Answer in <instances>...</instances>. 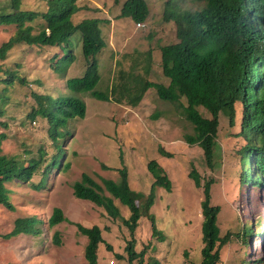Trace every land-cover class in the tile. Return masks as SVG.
Here are the masks:
<instances>
[{"label": "rangeland", "instance_id": "obj_1", "mask_svg": "<svg viewBox=\"0 0 264 264\" xmlns=\"http://www.w3.org/2000/svg\"><path fill=\"white\" fill-rule=\"evenodd\" d=\"M123 1H77L83 8L74 15L76 22L84 18L101 19L99 25L106 46L97 57L100 74L104 76L108 70L112 80L114 66L119 65V55L127 52L133 54L134 63H138L142 68V59L144 57L146 59L147 53L151 52L155 56L151 74L156 75L157 79H163L162 63L159 59L160 47L176 40V23L173 20L165 21L163 16L167 2L174 3L175 0H149L151 16L148 22L144 23L145 26L132 22L130 17H117L121 12ZM23 3L25 8L41 12L45 10V0H23ZM5 5H8L7 0H0V7ZM181 6L195 8L197 3L193 0H184ZM5 10L9 9L4 7ZM44 23L39 18L33 22V25L38 30ZM17 28L15 25L0 24V44L8 40ZM71 42L72 44L65 48L66 58L69 60L71 54L74 58L64 73L55 69L57 61L64 57L65 52L57 45L37 46L24 43L15 46L4 62L0 61V93L5 94L8 99L0 113V132L8 133V138L2 144L3 152L23 156L29 164L25 173L30 171L34 159H41L43 151L45 160L42 166H45L49 161V155L54 152L47 121L42 117L34 120L29 116L31 109L36 106L34 93H49L55 97L61 93L68 94L71 90L67 87V80L85 74L87 63L82 57L81 36H73ZM4 68H9L10 71L24 78L26 84H21L19 78H14L12 84H7L4 80L6 74ZM100 85L101 81L98 86ZM146 98L148 103L143 110H134L135 117H132V119L137 118L135 127L139 128V138L146 140L151 152L157 151L159 145L163 143L168 150L177 155L165 164L168 176L172 180V191L158 186L156 202L151 207L157 226L168 232V240L160 242L157 236H153L152 223L144 216L135 231L136 247L147 249L145 264L154 259H157L159 264L195 262L197 248L202 245L201 201L205 198L206 181L213 178L211 201L213 205L221 208L218 222L221 235L225 236L227 233L232 235L231 240L222 247L221 260L218 264H264V258L261 262L257 260L264 256V250L261 249L255 254L249 253L248 250L250 242L254 241L255 244L262 235L258 230L264 229V206L262 201L258 203L259 196H255L254 192L252 196L254 211L251 207L252 203L249 199L245 200V197L249 198L248 194L253 190L263 191L264 188L260 186L256 188L252 185V190H249L251 187L246 186L242 181L244 165L242 152L239 149L246 143L240 134L242 104L238 102L236 105L239 116L235 126L222 119L219 126L221 149L217 151L213 161L214 166L211 167L205 160L202 148L197 144L189 145L185 141V134L194 131V125L186 116L187 100L181 98L179 102H172L159 98L154 88L148 91ZM86 102L88 109L85 118H73L68 121L66 127L68 135L60 139V144H63L65 149L59 159L61 164L52 168L46 179V185L41 186L39 191L33 188L31 183H37L42 179L39 175H35L31 182L19 180L8 182L7 186L11 189L10 199L15 205V210L0 204V264H88L84 256L87 238L79 233L78 223L100 225L106 241L113 244L115 251L126 255V258L120 260L118 264H129L126 262L125 243L126 239H131L132 236L123 223V218H128L131 214L128 206L116 199L115 202L121 213L118 218H113L103 207L92 201L77 198L73 193L72 183L81 177L83 171L91 172L98 179L100 176L119 178L117 168L125 165L120 162V152L114 150H119L114 142L115 128L120 120L124 124V120L121 119L123 115L112 106L111 101L90 97ZM199 109L205 116H210L203 107L200 106ZM123 112L125 113L126 109ZM153 113H157L159 117L156 119L144 117ZM1 122L8 125L4 127ZM103 135L110 137L114 149L106 145ZM147 135H152L150 143L147 142ZM227 138L231 140L227 141ZM119 141H122L129 156L127 164L130 168L132 167L130 163H139L146 156H150L149 151L141 153L139 151L141 147H138L136 156V151L130 149L133 145L128 144L131 140ZM155 145L156 148H153ZM68 161H71V166L66 170L65 165ZM105 164L113 169L103 167ZM139 168L140 175L137 169L133 170L131 185L147 195L154 178L147 166L144 168L145 171L142 167ZM193 169L199 174L200 187H196L190 177ZM245 201H248L247 206L244 205ZM259 205L262 210L256 212ZM55 206L63 207L68 219L50 228L48 218ZM248 211L249 216H245ZM32 214H39L43 219L40 225L42 233L39 236L33 234H20L11 238L3 236L13 229L17 217ZM242 221L247 228L251 227L246 241H243L241 236L244 230ZM56 230L60 231L62 240L60 244L53 241ZM259 246L260 241L256 244L257 249ZM101 251L100 263L111 264L115 256L113 251L108 250L106 246ZM243 259L245 262H242ZM137 263L135 260V264Z\"/></svg>", "mask_w": 264, "mask_h": 264}, {"label": "trees", "instance_id": "obj_2", "mask_svg": "<svg viewBox=\"0 0 264 264\" xmlns=\"http://www.w3.org/2000/svg\"><path fill=\"white\" fill-rule=\"evenodd\" d=\"M77 1L45 0V10L42 12L25 8L23 0H7L8 5L4 7L9 10L4 11V7H0V24L18 27L8 40L0 44V61L4 62L15 46L24 43L37 46L57 45L65 52L64 57L57 61L55 69L64 73L74 58L72 54L69 55V60L66 58L65 48L72 44L70 40L73 36H81L82 57L87 63L83 76H74L67 80V87L71 90L68 94L61 93L55 97L49 93H34L36 106L31 109L29 116L34 120L42 117L47 121L54 149L51 155L48 152L50 158L45 166H42L45 160L43 151L41 159H34L30 171L25 173L29 164L23 156L3 152L2 144L8 138V133L0 132V204L15 210V205L10 199L11 189L7 186L12 180L31 182L35 175H39L42 179L37 183H31L33 188L39 191L41 186L46 185L52 168L61 164L59 159L65 149L63 144H60V139L68 135L66 129L68 121L76 117L85 118L88 109L86 100L95 97L111 101L112 106L121 112L123 115L121 119L124 120V124L121 120L118 121L115 128L114 142L119 150L111 145L110 137L103 136L107 146H112L114 150L120 152V162L125 165L117 168L119 178L100 176L98 179L91 172L83 171L81 177L72 183L73 193L77 198L92 201L103 207L113 218H118L121 213L116 199L128 206L131 214L128 218H123V223L132 238L126 239V262L135 264L137 260V264H145L147 249L136 247L135 231L144 216L152 223L153 236H157L160 242L168 240V232L157 226L151 207L156 202L158 186L172 191V180L168 176L165 164L173 160L177 153L168 150L163 143L159 145L157 151L151 152L146 140L139 138V128L135 127L137 118L132 119L135 117L134 110H143L148 103L146 96L151 88H154L159 98L165 100L179 102L181 98H185L188 102L185 111L194 125V131L185 134V141L189 145H199L204 151L206 162L213 167L216 153L221 149L219 142L221 114L228 117L231 126H235L239 116L236 103L241 102L243 113L240 116L242 121L240 134L246 143L239 150L243 156L246 152L256 153L264 170V0H193L197 3L195 8L181 6L184 0H175L174 3L168 1L163 19L176 23V40L160 47L159 59L162 63L163 79H157L156 75L151 74L155 61V56L151 52L147 53L146 59L145 57L142 59V68L138 63H134L133 54L127 52L119 55L120 66L118 64L114 66L112 80L108 70L104 76L100 74L97 60L106 46L99 25L101 19L84 18L76 22L74 15L83 8ZM150 8L149 0H124L117 17H130L132 22L142 26L151 16ZM39 18L45 23L37 30L33 22ZM128 57L132 59H127ZM3 70L6 73L4 80L7 84H12L14 78H19L21 84H26L24 78L9 68ZM100 81L101 85L98 86ZM7 102L5 94L0 93V113ZM199 106L207 109L210 116H204ZM144 117L156 119L159 115L153 113ZM1 124L4 127L8 125L5 122ZM150 137L152 135H147L148 143L152 141ZM123 139L131 140L128 144L133 145L130 149L136 151V156L138 147H141L139 148L141 153L151 152L150 156H146L139 163H130L132 166L130 168L127 164L129 156L122 141H119ZM226 140L229 141L231 138ZM145 148L148 150H144ZM153 148H156V145ZM65 166L68 170L71 161ZM145 166L154 178L147 195L131 185L133 170L137 169L139 173V167L145 171ZM103 167L113 169L106 164ZM190 177L195 186L200 187L196 169L190 172ZM213 179L207 180L205 184L206 194L202 201L205 216L202 223V245L198 246V254L192 264H218L221 260L222 246L229 241V235L220 237L218 225L220 207L212 205L211 201L210 185ZM67 219L63 207L55 206L48 218V225L52 228ZM42 222L39 214L17 217L13 229L3 236L5 238L20 234L39 236L42 233L40 228ZM77 226L79 233L87 238L84 256L88 264H102L99 259L101 249L103 250L105 246L115 255L111 264H118L120 260L126 258V255L114 250L112 243L106 241L100 225L78 223ZM188 236L191 238L190 234ZM53 241L57 244L62 242L59 230L55 231ZM185 254H188L187 251ZM148 264H159V261L150 260Z\"/></svg>", "mask_w": 264, "mask_h": 264}, {"label": "clouds", "instance_id": "obj_3", "mask_svg": "<svg viewBox=\"0 0 264 264\" xmlns=\"http://www.w3.org/2000/svg\"><path fill=\"white\" fill-rule=\"evenodd\" d=\"M260 79V78H259ZM263 81V79H261V82ZM260 82V83H261ZM259 83V84H260ZM188 103V102H187ZM238 103V102H237ZM237 103H236V105H237ZM241 103V102H240ZM200 107V106H199ZM198 107V108H199ZM201 107H203V106H201ZM204 108V107H203ZM236 108H237V106H236ZM205 109V108H204ZM200 110V109H199ZM201 111V110H200ZM205 111H207V109H205ZM242 111H243V109H242ZM202 112V111H201ZM243 113V112H242ZM203 114V113H202ZM210 114V113H209ZM204 115V114H203ZM186 116H187V114H186ZM205 116V115H204ZM208 117V116H207ZM76 118H79V117H76ZM187 118H188V116H187ZM220 119L222 120V119H226L227 121H228V123H229V119H228V117L227 116H225L223 113L221 114V117H220ZM188 120L192 123V121L190 120V118H188ZM236 123H237V121H236ZM68 131V130H67ZM241 131H242V121H241ZM240 131V132H241ZM242 158H243V167H244V170H243V173H242V181L243 182H245L246 183V186H250L251 188L249 189V190H252V185H255V187L256 188H258L259 186L261 187V188H264V170L261 168V166H260V161H259V156L256 154V153H249V152H246L245 153V156H243V154H242ZM206 184V183H205ZM211 186V185H210ZM254 192H255V196H259L258 198H257V201H258V203L259 202H261L262 201V205L264 206V190L263 191H261V190H259V189H256V190H253L251 193H249L248 195H249V198H247V197H245V200H250V203H252V201H253V198H252V196L254 195ZM244 199V198H243ZM203 201V200H202ZM202 201H201V210H202V216L203 217H201V220H202V223H203V221H204V219H205V216H204V211H203V207H202ZM213 205V204H212ZM244 205L245 206H247L248 205V201H245L244 202ZM215 206H217V205H215ZM251 207L254 209V205H253V203L251 204ZM220 210H221V208H220ZM258 210H262V207L259 205V207H258V209L256 210V212L258 211ZM254 211H255V209H254ZM220 213V212H219ZM245 216H249V211L247 212V213H245ZM218 222H219V216H218ZM242 223V225H243V228H244V230H243V232H242V234H241V236L243 237V241H246L247 240V234L249 233V232H251V227H246V224L245 223H243V221L241 222ZM219 225V224H218ZM248 226V225H247ZM201 227H202V225H201ZM220 227V226H219ZM256 230H258L257 229V226H256ZM258 232L259 233H261L262 235H261V237L259 238V240L254 244V241H252V242H250V245H249V253L251 252V253H253V254H255L256 252H258L259 250H264V229L263 230H258ZM225 235H229V241L231 240V234L230 233H227V234H225ZM220 237H224V236H222L221 235V228H220ZM229 241H227L225 244H227ZM259 241H260V246H259V248L257 249V247H256V244H258L259 243ZM224 244V245H225ZM223 245V246H224ZM222 246V247H223ZM253 246V249L251 250V247ZM247 256H248V252H247V254H246ZM263 258H264V256H262L261 258H259V259H257L258 260V262H261L262 260H263ZM260 264H262V263H260Z\"/></svg>", "mask_w": 264, "mask_h": 264}]
</instances>
